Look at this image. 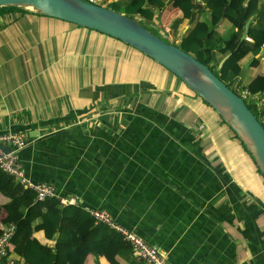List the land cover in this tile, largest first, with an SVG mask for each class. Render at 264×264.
<instances>
[{"label": "crops", "instance_id": "0c3cea01", "mask_svg": "<svg viewBox=\"0 0 264 264\" xmlns=\"http://www.w3.org/2000/svg\"><path fill=\"white\" fill-rule=\"evenodd\" d=\"M165 1L148 23L177 40L206 15L196 0L197 14L172 30L182 0ZM223 21L221 34L243 30L230 50L250 37V27L264 26L260 10L249 26ZM262 55L246 60L252 63L242 75L259 112L264 93L247 84L264 75ZM223 120L177 75L120 39L33 11L0 14V132L28 141L19 153L27 178L53 184L62 203L108 211L170 264H264V176ZM9 201L0 193V206ZM6 216L2 208L0 230ZM34 237L68 248L57 233ZM122 250L133 251L120 235L108 253H91L84 264H111L114 256L145 264ZM8 253L27 264L12 242Z\"/></svg>", "mask_w": 264, "mask_h": 264}, {"label": "trees", "instance_id": "16d2710c", "mask_svg": "<svg viewBox=\"0 0 264 264\" xmlns=\"http://www.w3.org/2000/svg\"><path fill=\"white\" fill-rule=\"evenodd\" d=\"M202 1L206 4V15L197 18L183 38L177 40L174 37V42L171 43L177 44L207 64L228 86L232 87L237 80L233 89L238 86L243 87L244 75L239 79V73L246 60L253 58L256 61L263 57L261 52L264 45V26L250 27L247 35L252 38V41L241 40L239 37L236 47L230 50L228 43L233 36L241 35L243 30L230 31L227 35L221 34L218 31L219 21L225 14L223 24L238 23L244 26L256 10H260L264 16V0ZM165 5V0H115L103 6L135 18L146 26L143 21L154 20L156 11ZM196 5V0H182L179 6L180 17L173 22L171 29L176 28L181 20L194 17ZM14 10L30 12L21 7L7 6L0 7V14ZM226 55L229 57L219 68L220 61ZM247 86L254 94L264 93V75H257L249 81ZM247 104L258 118H262V113L252 103L247 102ZM236 136L239 138L237 134ZM242 144L248 150L243 142ZM258 170L262 174L259 168ZM0 193L10 198L7 204L0 206V216L2 208H5L7 212V216L1 223L16 224V232L11 241L12 250L24 256L27 264H56L58 259L62 260V264H84L91 253L97 256L108 253L121 235L105 225L96 224L93 217L81 207L62 203L57 198L40 200L34 191L26 189L21 183L16 182L12 175L2 170H0ZM54 208L57 210H53ZM38 230L57 233L56 242L65 244L68 248H56L55 245L50 246L40 242L34 237L35 231ZM129 251L133 252L122 250L118 252V255L127 256ZM110 262L120 264L117 256H114ZM129 264H136V262L130 261Z\"/></svg>", "mask_w": 264, "mask_h": 264}, {"label": "water", "instance_id": "95a60500", "mask_svg": "<svg viewBox=\"0 0 264 264\" xmlns=\"http://www.w3.org/2000/svg\"><path fill=\"white\" fill-rule=\"evenodd\" d=\"M199 5V4H198ZM16 6L98 30L140 50L182 79L230 125L253 156L264 176V125L247 102L210 67L177 44L163 39L124 13L86 0H0V7ZM198 6L195 7L197 9ZM222 16L221 20H223ZM249 26V21L247 22ZM246 34L242 36V40ZM264 54V49L262 50ZM229 56V55H228ZM219 63L221 68L228 58ZM252 63L239 73L241 77ZM7 151L9 147H5Z\"/></svg>", "mask_w": 264, "mask_h": 264}, {"label": "built area", "instance_id": "2783aa9c", "mask_svg": "<svg viewBox=\"0 0 264 264\" xmlns=\"http://www.w3.org/2000/svg\"><path fill=\"white\" fill-rule=\"evenodd\" d=\"M102 5L103 0H90ZM248 41L252 39L246 38ZM246 102L250 99L251 93L247 88L238 86L234 89ZM262 118L259 120L264 125V105L260 107ZM28 144L26 138L18 132H0V170L12 175L14 179L20 182L26 188L34 191L40 200L48 198H59L56 187L48 182H33L27 178L23 163L20 159V151ZM5 147H9L7 151ZM64 200V199H62ZM65 204H77L76 200L71 202L65 201ZM96 224H104L121 234L128 242L134 254L144 261L145 264H170L166 257L162 254L158 246L149 243L142 236L129 230L119 222H117L112 214L108 211L100 209H92L89 211ZM15 223H7L3 226L0 233V264H18L16 260L9 256L8 247L16 232Z\"/></svg>", "mask_w": 264, "mask_h": 264}, {"label": "rangeland", "instance_id": "374dc122", "mask_svg": "<svg viewBox=\"0 0 264 264\" xmlns=\"http://www.w3.org/2000/svg\"><path fill=\"white\" fill-rule=\"evenodd\" d=\"M103 5H108L109 3L107 1L103 2L102 3ZM143 23L152 31H154L155 33H157L158 35H160L163 39L165 40H169L170 42H174V39L173 37L171 36H168V35H163L158 28L152 26L150 23L146 22V21H143ZM248 102V101H247ZM261 119V118H260Z\"/></svg>", "mask_w": 264, "mask_h": 264}]
</instances>
